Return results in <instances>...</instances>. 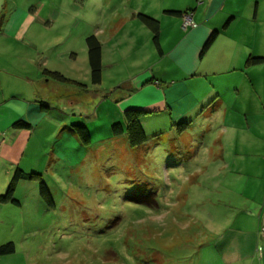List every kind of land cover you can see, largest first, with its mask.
Masks as SVG:
<instances>
[{
  "label": "rangeland",
  "instance_id": "rangeland-1",
  "mask_svg": "<svg viewBox=\"0 0 264 264\" xmlns=\"http://www.w3.org/2000/svg\"><path fill=\"white\" fill-rule=\"evenodd\" d=\"M11 1L17 2V14L23 5L39 12L26 35L34 46L40 43V50L31 48L30 58H37L34 69L40 65L90 86L85 38L113 23L117 6L108 0H8L10 11ZM8 41L16 47L5 48L0 37V94L6 97L22 87L7 86L8 76L33 72L28 62L23 68L19 61L29 59L21 45ZM218 49L206 58L202 68L209 73L196 84L204 90L214 86L221 99L213 94L190 118L168 121V111L141 116L147 117L143 126L148 139L138 148L99 131L75 154L76 162L62 156L47 165L44 155L43 179L54 206L39 197L38 185L30 188L36 181L18 186L15 197L24 207L14 209V216L26 226L11 232L8 222L7 227L0 222V241L11 236L17 245L16 253L1 257L0 264H242L222 258L217 242L229 229L263 234L264 61L247 65L248 52L239 64L236 52L228 68L224 57L222 62L212 59L216 51L222 55ZM145 50L153 52L152 60L159 57L155 45ZM65 52L75 53L72 61ZM115 56L104 59L116 64L103 68V87L110 84L122 92L120 79L135 78L145 64L141 57L133 59L136 53L129 59L119 51ZM251 56L264 57V52ZM47 59L49 66H44ZM168 62L154 68L162 73ZM50 81L52 96L65 92L67 85ZM60 129L47 128L54 137ZM259 241L264 247V238Z\"/></svg>",
  "mask_w": 264,
  "mask_h": 264
},
{
  "label": "crops",
  "instance_id": "crops-1",
  "mask_svg": "<svg viewBox=\"0 0 264 264\" xmlns=\"http://www.w3.org/2000/svg\"><path fill=\"white\" fill-rule=\"evenodd\" d=\"M7 1L0 0V37L5 39L3 43L5 48L12 46L8 41L11 38L21 45L19 47L29 59L19 61L23 68L27 65L25 61L28 62L33 72L23 77L8 76L7 86L22 85V87L13 91L10 97L0 94V192L6 188L17 167L26 172H39L43 177L42 164L46 162L44 155L47 158V165L60 161L62 156H67L68 159L76 162L79 155L74 156L79 154L83 145L82 142L78 144L75 140V138L79 140L74 131L76 125L87 127L90 135V142L87 145L92 142L95 132L99 131H106L112 139H126V124L123 117V110L126 108L147 111L141 116L151 112L152 115L168 111L170 114L168 121H178L190 118L192 112L198 110L206 99H211L213 94L221 99L214 86L204 90L200 84L199 86L196 84L200 81V77L209 73L202 66L213 49L218 47L223 53L218 56L216 51L212 59L221 61V57H224L226 63L223 64L228 68L233 66L231 59L235 57L233 55L236 52L239 64H241L240 58L248 52H250L248 56L264 52V0H108L117 8L113 11L116 16H111L115 21L97 32L101 42V83L98 85L91 83L88 86L85 82L77 80L61 81L60 84L67 85L65 92L61 94L63 96L60 94L52 96L50 87L53 82L50 80L54 78L48 74L47 69L42 70L40 65L35 70L34 61L37 58H30L31 48L40 50V46L38 47L40 43L34 46V43L28 42L26 38L31 22L39 12L28 11L23 5L17 14V2L11 1L14 8L10 11ZM25 2L29 4L27 0ZM168 10L181 13L170 14ZM186 11L192 13L193 24L184 29L181 14ZM138 13L148 14L159 20V42L162 53H159V57L155 60H152L154 55L151 50L144 52L145 46H154V44L149 28L142 22L140 25L134 22L138 19ZM213 31H216L217 35L207 51L202 53V48ZM118 51L122 59H129L136 53L133 59L141 57L145 64L144 70L135 78L131 79L129 76V79H120V85L125 88L122 92L117 89L113 91L114 86L110 84L103 87L104 69L116 64V62L104 63V59L107 58L109 61L108 58L116 57ZM68 53L65 52L64 57L72 61L71 58L75 53ZM165 59H169L170 67L164 68L163 72L159 73L157 71L159 69H155L154 66ZM43 65L49 66V60L47 59ZM47 76H50V79H46ZM86 80L89 82L88 79ZM113 83L115 84L116 81ZM81 84H85V87ZM117 91L118 96H115L114 92ZM71 93L74 96L69 95ZM145 118L147 117H140L142 124ZM116 123L121 128V133L118 135H115L113 130V125ZM50 126L53 128L61 126L60 133L56 137L48 133L47 128ZM48 149L51 151L49 152ZM21 183L27 181H20L18 186ZM36 185L32 183L30 188L37 190ZM23 207V205L0 203V222L6 227L10 224L7 228H10L11 232L15 227L26 226L22 219L14 216L17 213L14 209ZM3 208L8 213L3 214L1 211ZM3 218L8 221H4ZM6 222L9 224L5 225ZM225 236L217 242L222 258L226 256L227 260L244 261L242 264H245L247 258H252V264L255 262L264 264V247L259 241L260 237L264 238V234H261L259 229L256 231L249 229L247 232L229 229ZM9 237L10 239L0 241V244L9 240L15 242L14 237ZM15 253L2 255L0 258Z\"/></svg>",
  "mask_w": 264,
  "mask_h": 264
},
{
  "label": "trees",
  "instance_id": "trees-1",
  "mask_svg": "<svg viewBox=\"0 0 264 264\" xmlns=\"http://www.w3.org/2000/svg\"><path fill=\"white\" fill-rule=\"evenodd\" d=\"M170 14H180V11L176 10H168ZM185 13H191L189 11L183 12L181 14L182 18ZM192 15V13H191ZM138 19L142 22L152 33V41L157 51L162 53L160 42H159V35H160V23L159 20L151 17L145 13H138ZM189 27V26H188ZM186 29V28H184ZM217 35L216 31H213L207 41L205 42L202 53H205L207 49L210 47L212 41L215 39ZM86 45H87V53H88V64L90 69V80L92 84H100L102 78V62H101V42L99 38L95 34H89L85 38ZM264 60V57L257 56L252 57L248 56L246 59L247 65H254L259 64ZM50 76H53L55 79L59 81H74L70 78L65 77L58 71H50L47 70ZM77 83V82H76ZM85 87V84H81ZM147 111L139 108H126L123 110V117L126 124L125 136L132 148H138L142 146L148 139V134L144 129L142 121L140 119L141 115L145 114ZM179 124V123H178ZM180 125H185L184 122H181ZM113 130L115 135L121 133V128L118 123L113 125ZM74 131L77 133L80 141L83 144H87L90 142V135L88 129L85 125H76L74 126ZM36 181L38 184L39 189V197L43 198L50 206H54V202L51 196V193L47 187L45 180L42 177V174L39 172H26L21 168L17 167L11 179L7 185L6 191L4 193H0V203H11L17 206L23 205V201L15 197V192L17 186L20 181ZM264 234V227L262 229ZM16 243L12 240L6 241L0 244V256L8 255L16 252Z\"/></svg>",
  "mask_w": 264,
  "mask_h": 264
},
{
  "label": "built area",
  "instance_id": "built-area-1",
  "mask_svg": "<svg viewBox=\"0 0 264 264\" xmlns=\"http://www.w3.org/2000/svg\"><path fill=\"white\" fill-rule=\"evenodd\" d=\"M193 23H192V15L191 13H185L183 15V28H187L188 26H191Z\"/></svg>",
  "mask_w": 264,
  "mask_h": 264
}]
</instances>
